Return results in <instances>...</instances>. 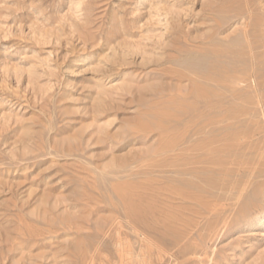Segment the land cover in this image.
Instances as JSON below:
<instances>
[{"label": "rangeland", "instance_id": "obj_1", "mask_svg": "<svg viewBox=\"0 0 264 264\" xmlns=\"http://www.w3.org/2000/svg\"><path fill=\"white\" fill-rule=\"evenodd\" d=\"M0 264H264V0H0Z\"/></svg>", "mask_w": 264, "mask_h": 264}, {"label": "bare ground", "instance_id": "obj_2", "mask_svg": "<svg viewBox=\"0 0 264 264\" xmlns=\"http://www.w3.org/2000/svg\"><path fill=\"white\" fill-rule=\"evenodd\" d=\"M215 1H218V0H215ZM222 5V4H221ZM210 7V6H209ZM214 7H215V5H214ZM221 8V7H220ZM212 9V8H211ZM213 10V9H212ZM214 19H216V18H214ZM185 20V19H184ZM215 21V23H213L211 26H209V32H208V38L210 39V37L212 38L214 35H216V34H218V32H219V30L223 27V25H222V23H220V21H217V20H214ZM177 27V26H176ZM176 29V28H175ZM210 36V37H209ZM187 37V36H186ZM210 43V42H209ZM176 60V59H175ZM174 61V60H173ZM172 62V61H171ZM188 62V61H187ZM189 62H192V61H189ZM188 62V63H189ZM187 63V64H188ZM190 64V63H189ZM193 65H196L195 64V62L194 63H192ZM192 64H190V66L189 67H191L192 66ZM215 64L216 63H214V64H205V65H203L202 63L200 64V63H198L197 64V66H193V70H194V72L193 73H196V74H198L197 76L199 77V78H194V77H192V76H190V75H188L187 73H185L184 71H181V70H177L176 69V71H174V76L176 75L177 77H178V79L179 80H183V79H185V78H187V79H189V81L191 82L190 84V86H189V88H187L186 89V91L185 90H182V89H180V91H181V97H183V95H186V93L189 95V97L194 101V102H198V103H200V104H202L203 106H208V105H210V104H214L215 103V100L217 101L218 99H219V97H216V96H218L217 95V92H214V91H212V90H210V89H208V88H206V84L205 83H207V80H218V79H220L221 77H222V75H224L218 68L216 69L214 66H215ZM198 65H200V66H198ZM178 68V67H177ZM196 68V69H195ZM170 70H171V68H170ZM170 70H168V72L170 71ZM189 70H190V68H189ZM196 70H198L197 72H196ZM173 71V70H172ZM167 72V71H166ZM200 74H199V73ZM173 73V72H172ZM179 93V92H178ZM220 94V93H219ZM221 95V94H220ZM172 97V96H171ZM171 99V98H170ZM177 106V105H176ZM179 107H181V106H179ZM183 108V107H182ZM184 109V108H183ZM186 110V109H185ZM202 112V111H201ZM205 112V111H204ZM202 114V113H201ZM196 115V114H195ZM233 116V115H232ZM221 117H219L218 119H220ZM223 118V117H222ZM233 118V117H232ZM212 119V118H211ZM210 119V120H211ZM208 121V120H207ZM207 121H206V124H207ZM219 121V120H218ZM198 122V121H197ZM213 122V121H212ZM204 123H205V120H204ZM203 123V124H204ZM213 125V124H212ZM226 125V124H225ZM208 126V125H207ZM211 126V125H210ZM200 127V126H199ZM198 127V128H199ZM202 131H204V130H202ZM206 133V132H205ZM168 135V134H167ZM208 137V136H207ZM206 137V138H207ZM215 137V136H214ZM237 137V136H236ZM209 138H210V136H209ZM205 139V138H204ZM210 139H212V138H210ZM210 139H208V141H210ZM220 140V139H219ZM219 140H217V141H219ZM203 141H207V140H203ZM202 142V141H201ZM205 142H203V143H205ZM228 142V141H227ZM226 142V143H227ZM230 142V141H229ZM175 143V142H174ZM202 143V144H203ZM207 143V142H206ZM206 143L204 144V147H206V148H203V146H202V148L201 147H199V145H198V147L199 148H201L200 150H202L201 152H202V155L204 156V155H206V153L208 152V151H211V150H209L210 149V147L212 146H210L209 147V145L211 144V142L210 143H208L207 145H206ZM216 143V142H215ZM215 143H213V146H214V144ZM218 143V142H217ZM192 144V143H191ZM197 145V144H196ZM206 145V146H205ZM226 145V144H225ZM228 146H230V145H228ZM227 146V147H228ZM219 147V146H218ZM224 147V146H223ZM213 148H216V147H213ZM213 148H212V150H213ZM198 149V148H197ZM184 151V150H183ZM198 151V150H197ZM230 151V150H229ZM194 152V151H193ZM182 155V154H181ZM202 157V156H201ZM201 157L199 158V160L201 159ZM204 158H205V156H204ZM198 160V159H197ZM202 160V159H201ZM187 195V194H186ZM128 196V195H127ZM201 196V195H200ZM190 197V196H189ZM193 197V196H192ZM196 197V196H195ZM188 198V197H187ZM197 198V197H196ZM192 199H194V198H192ZM204 199V198H203ZM139 207V206H138ZM141 212V211H140Z\"/></svg>", "mask_w": 264, "mask_h": 264}]
</instances>
